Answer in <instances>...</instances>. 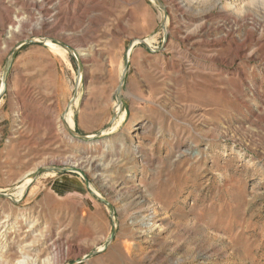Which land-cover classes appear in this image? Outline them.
Listing matches in <instances>:
<instances>
[{
    "label": "rangeland",
    "instance_id": "rangeland-1",
    "mask_svg": "<svg viewBox=\"0 0 264 264\" xmlns=\"http://www.w3.org/2000/svg\"><path fill=\"white\" fill-rule=\"evenodd\" d=\"M158 1L0 0V264H264V0Z\"/></svg>",
    "mask_w": 264,
    "mask_h": 264
},
{
    "label": "water",
    "instance_id": "water-1",
    "mask_svg": "<svg viewBox=\"0 0 264 264\" xmlns=\"http://www.w3.org/2000/svg\"><path fill=\"white\" fill-rule=\"evenodd\" d=\"M153 1H154V3H155L156 5L159 6V8L161 9V11L164 13V10H163L161 4L159 3V1H158V0H153ZM33 41H34V39H29V40H27L26 42H33ZM138 41L141 42L142 44H144L145 46L147 45L146 42H145L144 40H138ZM42 42H44V39L42 40ZM20 46H21V44H19L18 46H16V47L12 50L11 54L9 55V57H8V59H7V62H6L5 69H4V74L8 71L9 66H10V64H11V62H12V59L14 58L15 53H16V51L19 49ZM64 47H65V49H67V50L70 52V54H71L72 57L74 58V60H75V62H76V64H77V68H80L79 58H78V56L76 55V53H75L72 49H70L69 47H66V46H64ZM129 54H130V49L126 52V60H127V61H128V59H129ZM125 73H126V65H125L124 68L122 69V74L120 75V78H119V84H118L117 89H116V98H117V103H118L119 106H118V109H115V110H114V113H113V115H112V119H114V117L117 115L118 111L120 110V104H121L120 91H121V87H122V84H123V80H124ZM3 90H4V84H3L2 88L0 89V97H1V95H2ZM77 94H78V86H76V88L73 90V93H72L71 97L69 98V100H68V102H67V104H66V106H65V109H64V111H63V113H62V115H61V118H62V119H63V117H64V114L66 113V110H67L69 107L72 106V104H73V99L75 98V96H76ZM112 119H111V120H112ZM64 125H65V124H64ZM65 127H66V129L69 131V133L72 134V135L75 136V137H78V138H82V137H83V138H85V139H88V138H89V136H82V135L78 134L77 132H75V131L71 130L70 128H68L66 125H65ZM106 130H107V129H106ZM106 130H103L102 132H105ZM55 169H56V170H65V171H73V170H77V169L72 168V167H51V168H49L48 170H55ZM77 171L81 174L82 179H83V181H84V183H85L87 189H88L91 193H93L97 198H99L101 201L107 203L106 200H104L101 196L97 195V194H96V193H95V192L89 187V183H88V181L86 180L84 174H83L82 172H80L79 170H77ZM37 173H38V171L35 172V173H33V175L31 176V179H33V178L36 176ZM30 181H31V180H30ZM0 196H8V197H11V195H10V194H7V193H0ZM107 204H108V203H107ZM108 206H109L110 212L113 214V209H112V207H111L109 204H108ZM112 236H113V232L111 233V237H112ZM97 251H98V250L91 251V252L87 253L86 255L82 256L81 258L77 259L75 262H80V261H82V260H85V259H87L91 254L96 253Z\"/></svg>",
    "mask_w": 264,
    "mask_h": 264
},
{
    "label": "bare ground",
    "instance_id": "bare-ground-1",
    "mask_svg": "<svg viewBox=\"0 0 264 264\" xmlns=\"http://www.w3.org/2000/svg\"><path fill=\"white\" fill-rule=\"evenodd\" d=\"M13 30V29H12ZM44 43L45 44H48V45H54L49 39H45L44 40ZM66 122H67V126L69 127V128H71L72 127V125H73V121H72V118H71V112L69 111L68 113H67V118H66ZM135 125V124H134ZM136 128V126H134L133 128H132V130H131V136L129 137V140H132V137H133V135H132V133H133V130ZM72 166L74 167V168H76L77 166H76V163L75 164H72ZM133 173H134V170H132V169H130L128 172H126V176H131V175H133ZM28 182V180H26L25 182H23L21 185H20V187H19V194L21 195L22 194V192H23V189H24V187H25V185H26V183ZM89 187H91L90 185H89Z\"/></svg>",
    "mask_w": 264,
    "mask_h": 264
}]
</instances>
